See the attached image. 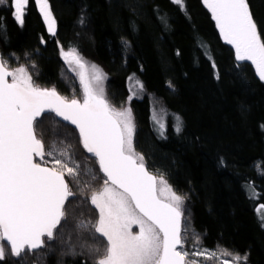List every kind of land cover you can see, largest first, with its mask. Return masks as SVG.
Listing matches in <instances>:
<instances>
[{"label": "trees", "instance_id": "16d2710c", "mask_svg": "<svg viewBox=\"0 0 264 264\" xmlns=\"http://www.w3.org/2000/svg\"><path fill=\"white\" fill-rule=\"evenodd\" d=\"M244 2L264 52V0ZM46 3L54 33L36 0H26L22 23L12 0H0L4 65L72 100L78 94L65 60L77 53L95 64L110 99L134 115L136 148L161 158L159 176L172 188L164 198L183 201V246L193 241L235 264H264V76L238 60L240 46L225 42L215 7L208 0ZM35 131L44 145L36 161L67 180L65 215L54 244L16 254L3 241L0 264H94L105 244L87 190L105 178L75 129L48 114ZM77 240L96 253L77 251Z\"/></svg>", "mask_w": 264, "mask_h": 264}, {"label": "water", "instance_id": "95a60500", "mask_svg": "<svg viewBox=\"0 0 264 264\" xmlns=\"http://www.w3.org/2000/svg\"><path fill=\"white\" fill-rule=\"evenodd\" d=\"M10 77L0 57V236L11 251L39 250L64 217L67 180L63 173L36 161L44 146L35 123L52 114L79 133L109 180V170L117 172L120 183H127V192L133 196L134 186L138 200L163 218L157 223L165 237L158 264H185L179 252L181 211L158 196L155 173L123 152L120 125L105 104L97 98L90 103L67 100L54 89L28 88Z\"/></svg>", "mask_w": 264, "mask_h": 264}, {"label": "rangeland", "instance_id": "374dc122", "mask_svg": "<svg viewBox=\"0 0 264 264\" xmlns=\"http://www.w3.org/2000/svg\"><path fill=\"white\" fill-rule=\"evenodd\" d=\"M36 1H37L39 8L42 9V14L45 19L47 29L51 33H54L55 32L54 31V21H53L54 19L47 6L46 0H36ZM172 1L181 7L184 6V0H172ZM208 4L212 6V9L214 7H215L214 9H216L214 13L217 14V15L215 14L217 17V25L219 26V29L222 31V36L225 42L232 46L241 47V49H239V53L237 56L238 60L239 61H241V59L244 60V58L246 57L248 61L250 62V64L252 65L253 69L256 70L255 72L257 73V75H259L260 77H263L264 76L263 46L258 39L256 30L253 27L251 20L249 19V15H248L244 0H208ZM12 5H13V12H14L15 18L17 20H20V23H22V20L24 18L26 0H12ZM67 60H65L66 61L65 63L70 73L73 75L75 79L74 87H76L75 91L78 94L77 98L82 97L83 92H84V86L85 85L89 86L85 78L87 77L89 73H92V74L95 73L99 76L102 82H100L97 78H95L97 83L100 82L97 88L103 94V96H106V97L108 96L106 77L104 73L95 64L90 63L88 60H86L85 58H83L81 55L77 53H74V56L69 57ZM7 68L10 69L12 73V76L10 78L11 81L20 82L23 85L24 84L28 85L27 87L31 86L32 88H35L34 86L30 84V81L29 82L25 81L29 79V73L25 75L26 72H23V70L21 69H16V68L14 69L9 66H7ZM21 75L24 76L25 79H22ZM115 109L120 115V117L123 118L122 123L124 125L125 139L127 140L128 147L132 145V142L135 145L136 123L134 120V115L131 112V109L127 105H123L120 107L115 106ZM140 160L142 162H145L146 160L152 165L153 169H151V171L157 174L159 178V183H160L159 190H160L161 195L163 197L171 196L172 188L168 185V183H166L165 180L162 179V177L159 176V174L164 169L161 158L159 156H156L155 153L151 151L150 154L147 152V154L144 157L140 155ZM45 165L51 166L49 163ZM87 170L90 171V168H87ZM102 185L98 187L96 184V181L92 180L87 190V200L92 205V207L96 210L95 216L93 219L95 221L94 226L96 228L98 235H100L103 238L104 244H105L104 253L100 255L99 257H95L94 264H104L103 261L108 257L109 252H110V247L105 239V236L101 232L103 229L107 230V222H106L107 219L100 226L101 229L100 228L99 230L97 229V223L100 220V212L97 211L96 207L97 206L99 207L100 199L105 198V193L111 190L110 188L103 189L104 184ZM109 197L112 200L113 195H110ZM178 200H179V207H180L179 209L182 210L183 201L181 200V198H178ZM102 208H103V211H105L103 204H102ZM111 209L112 211H114L113 206L111 207ZM120 209L121 211L122 209L127 210L126 207L122 203H119L118 210ZM110 215L111 217H113L115 213L110 214ZM123 218H125L124 215H123ZM113 228L115 230L114 226ZM55 233L56 231H54V234ZM54 234H53V237H54ZM53 240H54L53 238H52V241L49 238L44 239L45 242L47 243L51 242L52 244H54ZM2 242L3 240L1 239V236H0V255H2V247H1ZM77 242L79 241L77 240ZM68 243H67L66 248L70 247ZM120 247L121 245H119V243L114 246L113 252L115 255H113L112 258H109L105 264H118L119 263L120 255L118 253H119ZM76 249L77 251L78 250L85 251L87 254H90L91 252L96 253V250H93L94 248H90L86 250V248L83 245H81L80 242L77 245ZM179 252L183 256L186 257L187 264H235L233 262H230L224 259L215 250L202 247L193 241L186 243L185 246H183L182 244V247Z\"/></svg>", "mask_w": 264, "mask_h": 264}, {"label": "flooded vegetation", "instance_id": "af4514ba", "mask_svg": "<svg viewBox=\"0 0 264 264\" xmlns=\"http://www.w3.org/2000/svg\"><path fill=\"white\" fill-rule=\"evenodd\" d=\"M85 78L89 86L85 85L82 97L75 98L74 100H78L82 103H90L92 101H95L94 98H97L98 100L102 101L105 104V107L108 112L117 118V121L120 125L124 141L123 152L126 155L133 157L139 164L145 165V162H142L140 160V155H142L143 157L146 155L144 150L137 149L133 142L132 145L128 147L127 140L125 139V129L122 123L123 118H121L118 112L116 111V105L110 99L109 95L107 96V98L106 96H103V94L98 90L97 86L100 82H102V80L95 73H89ZM95 78H97L100 82L97 83ZM112 133L114 134V131ZM87 142L90 146H92V148L97 147V145L93 144L91 141L87 140ZM82 143L84 145V148L86 149V146L83 141ZM87 152L90 154L88 150ZM90 156L92 157L91 154ZM92 158L96 160L99 170L105 178V181L103 183V189H111L107 193H105L104 199H100L99 207H96L97 211L100 212V220L97 223L98 230L100 226L104 223V221L107 219V230L103 229L101 232L105 236V239L110 247V252L108 257L103 261V263L105 264L109 258H112L113 255H115L113 252V248L116 244L119 243L121 247L118 253L120 255V261L118 264H158L165 246V237L157 223L159 224V221L161 222L163 218L159 216L153 209H147L146 203H142L138 200L136 196V188L134 186L132 190L133 196L130 195L126 190L127 183H120V176L117 172L109 170L108 173L112 178V180H109L108 175H105L101 171L97 159L95 157ZM155 175L157 178L158 196L179 209V200L177 198H173L172 201L171 199H165L161 195L159 190V178L157 174ZM142 188H145V185L142 186ZM110 195H113L112 200L109 197ZM119 203H122L127 209H122L123 213L121 209L118 210ZM102 204L105 211H103ZM112 206L114 208V211H112L111 209ZM113 213H115V215L111 217L110 214ZM123 215L125 216V218H123ZM150 218H152L153 220ZM113 226L115 227V230ZM47 238L51 239V236ZM185 264H187V259Z\"/></svg>", "mask_w": 264, "mask_h": 264}]
</instances>
